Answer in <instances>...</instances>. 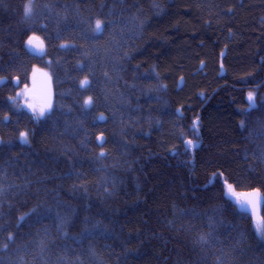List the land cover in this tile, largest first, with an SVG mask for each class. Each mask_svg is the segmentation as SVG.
Segmentation results:
<instances>
[{"label": "trees", "instance_id": "trees-1", "mask_svg": "<svg viewBox=\"0 0 264 264\" xmlns=\"http://www.w3.org/2000/svg\"><path fill=\"white\" fill-rule=\"evenodd\" d=\"M0 79V264H264V0H0Z\"/></svg>", "mask_w": 264, "mask_h": 264}, {"label": "water", "instance_id": "water-1", "mask_svg": "<svg viewBox=\"0 0 264 264\" xmlns=\"http://www.w3.org/2000/svg\"><path fill=\"white\" fill-rule=\"evenodd\" d=\"M30 51L34 55H39L44 51V44L39 39H32V44H29ZM4 79H1L3 81ZM97 144L102 146L104 137L99 135L96 139ZM229 193L230 190L228 189ZM233 200L240 203L241 211L249 216L252 223L259 225L261 222V209L264 203V198L257 190L240 192L231 196ZM243 206V207H242Z\"/></svg>", "mask_w": 264, "mask_h": 264}, {"label": "rangeland", "instance_id": "rangeland-1", "mask_svg": "<svg viewBox=\"0 0 264 264\" xmlns=\"http://www.w3.org/2000/svg\"><path fill=\"white\" fill-rule=\"evenodd\" d=\"M96 30H97V27H96ZM98 31V30H97ZM38 74L37 73H34L32 74L31 78H30V81L31 83H33L35 77L37 76ZM46 76H48V73H46ZM84 83L85 81H83L81 83V86H84ZM17 90V93L15 95V98L16 99H21V100H26V107H28L31 111L34 112V114L36 115H40L41 113V110L43 109L44 110V114H46L49 110V106H46L44 104V106H41V100L42 99H38L37 97V93L35 92H30L29 90H26L25 92L23 90L20 89V86H18V88L16 89ZM87 104V102H86Z\"/></svg>", "mask_w": 264, "mask_h": 264}, {"label": "snow or ice", "instance_id": "snow-or-ice-1", "mask_svg": "<svg viewBox=\"0 0 264 264\" xmlns=\"http://www.w3.org/2000/svg\"><path fill=\"white\" fill-rule=\"evenodd\" d=\"M30 11H31V8L29 7L28 10H27V13H26V14L30 13ZM96 27H97V30H98V31L101 30V25H100L99 22H97ZM34 39H35V38H34ZM29 44H32V40L29 41ZM85 83H87V81H85ZM248 100H249L250 106H251V107H254V106H255V105H254V97H253L251 94H249ZM88 103L90 104L91 101H89ZM40 115H41V116L44 115V110H43V109L41 110ZM21 135H22V142L26 143V142H27V134H21ZM228 187H229V190L231 191V186L229 185ZM242 207H243V206H242ZM257 231H259L260 234H261L262 236H264V229H261V228L258 227Z\"/></svg>", "mask_w": 264, "mask_h": 264}, {"label": "flooded vegetation", "instance_id": "flooded-vegetation-1", "mask_svg": "<svg viewBox=\"0 0 264 264\" xmlns=\"http://www.w3.org/2000/svg\"><path fill=\"white\" fill-rule=\"evenodd\" d=\"M3 82V81H2ZM31 81L30 82H28L27 84H24V85H22V86H20V89L21 90H23L24 92L26 91V90H29L30 89V86H31ZM13 85H14V83H13Z\"/></svg>", "mask_w": 264, "mask_h": 264}]
</instances>
